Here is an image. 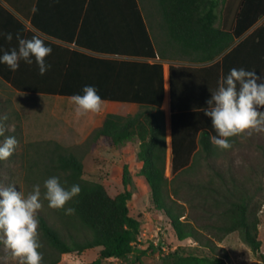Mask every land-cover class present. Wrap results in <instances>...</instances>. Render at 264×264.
Wrapping results in <instances>:
<instances>
[{
    "label": "trees",
    "instance_id": "1",
    "mask_svg": "<svg viewBox=\"0 0 264 264\" xmlns=\"http://www.w3.org/2000/svg\"><path fill=\"white\" fill-rule=\"evenodd\" d=\"M141 1H148L155 8L152 23L145 21L139 0H83L86 8L82 22L79 13L76 19L71 16L75 21L74 28L67 33L58 35L59 31L47 30V34L59 36L60 41L74 45V48H68L47 41V46L52 48L46 59L51 65L47 71V86L43 80H34L28 75L44 77L39 74L35 60L31 67L36 68V72L16 73L5 80L19 93L51 97L83 95L85 86H94L104 102L141 107L133 116L107 114L102 125L92 132L91 140H104L114 146L136 141L141 162L137 175L149 191L153 208L169 221L178 241L191 240L209 254L199 256L178 248L163 256L162 264H226L225 257L215 254L216 243L233 232H238L242 242L257 254L261 249L259 221L251 210L253 197L249 191L243 186L232 189L225 186V191L221 192L212 177L200 184H193L188 177L217 152L218 148L210 142L209 130L198 134V150L193 152L184 145L187 137L181 135L176 125L173 127L171 164L181 163L182 167L172 180L165 176L167 145L161 109L163 61H169L171 116L176 114L175 118L181 119L184 112L207 109V100L218 89L221 80L217 59L234 40L231 33L216 27L220 0ZM98 3H101V10L94 13L93 4ZM109 4L117 7L111 8ZM155 15L167 37L166 46L160 53L151 32ZM32 25L38 27L36 19ZM102 55L117 58H103ZM179 56L188 58L192 64L171 62ZM157 58L159 61L151 64L141 61ZM173 135L176 138L173 139ZM174 154L179 155L176 162ZM48 168L55 172L53 177L57 175L66 189L78 184L81 192L66 205L75 209L73 215L54 210L58 226L50 225L39 214L40 238L48 249L47 252L39 250L43 253L42 264H57L61 255L82 254L95 248H100L98 257L88 264H102L109 259L142 264L141 258L147 251L137 247L141 222L129 214L128 202L132 193L128 190L131 184L128 166L122 168L123 192L115 197H110L102 184L84 179L85 167L71 153L54 150ZM217 178L222 180L220 175ZM176 182L186 187L188 197L183 201L176 198L178 190L166 193ZM195 199L197 203H193ZM184 204L191 210H198L206 223L197 224L198 220L188 219ZM205 230L212 234L204 235ZM148 249L152 253L161 252L152 244ZM55 253L58 256H53Z\"/></svg>",
    "mask_w": 264,
    "mask_h": 264
},
{
    "label": "rangeland",
    "instance_id": "2",
    "mask_svg": "<svg viewBox=\"0 0 264 264\" xmlns=\"http://www.w3.org/2000/svg\"><path fill=\"white\" fill-rule=\"evenodd\" d=\"M139 3L147 23H152L155 8L148 1L139 0ZM156 19L159 18L155 15ZM157 20L151 32L157 52L160 53L166 46L167 37ZM171 62L192 64L183 56L174 57ZM107 103L104 102L99 113L77 115L76 106L69 98L20 94L0 80V114L7 115L6 124L15 128L14 132L8 131L5 135L15 136L19 142L13 156L0 164V184L15 185L17 190L25 194L31 192L35 185H40L43 197L44 181L55 174L52 169H47L49 158L54 150H58L75 155L85 167L84 179L102 184L108 195L115 197L123 192L122 168L127 165L131 177L128 190L132 193V198L128 202L129 214L141 222L142 238L137 247L147 251L141 258L142 264H162V257L178 248L199 256H208V252L193 241H178L169 221L153 208L149 191L144 181L137 175L141 162L137 156L136 141L123 146H114L104 140H91L92 132L99 128L104 120ZM174 134L176 135L175 131ZM175 135L173 139L176 138ZM173 143L176 145V140H173ZM232 143L231 150L217 149L213 157L202 162L200 170L190 173L188 177L193 184L207 182L212 177L221 188V192L225 191V186L229 189L243 186L249 191L253 197L251 210L259 221L258 238L261 241L259 253L254 254L242 242L239 233L233 232L222 242L216 243L218 248L215 254L225 257L226 264H263L264 133L236 137L233 138ZM166 144L165 176L172 180L175 174L170 170L172 161L169 139L166 140ZM174 156L176 162L179 155L174 154ZM218 175L222 180L217 178ZM172 189L178 190L176 198L180 201L188 197L185 186L177 182L173 183L166 193ZM197 202L198 200L195 199L193 203ZM43 203L44 207L39 214H42L50 225L58 226L54 209L48 207L46 200ZM184 206L188 219L198 220L197 224L206 223L205 219L200 217L201 213L198 210H191L186 204ZM203 233L207 236L212 234L206 230ZM40 242L42 252H47V244L41 238ZM150 244L154 248H159L160 254L152 253L148 249ZM99 251L100 248H95L82 254L61 255L57 264H88L97 259ZM53 256L58 255L55 253ZM0 264H16L10 252L2 244H0ZM102 264H128V260L109 259L102 261Z\"/></svg>",
    "mask_w": 264,
    "mask_h": 264
},
{
    "label": "clouds",
    "instance_id": "3",
    "mask_svg": "<svg viewBox=\"0 0 264 264\" xmlns=\"http://www.w3.org/2000/svg\"><path fill=\"white\" fill-rule=\"evenodd\" d=\"M35 11V9H34ZM0 36L11 42L12 33L0 32ZM18 46L4 51L0 63L15 72L23 61L28 65L35 63L39 74L45 75L51 68L46 59L52 53L39 35L24 38L16 33ZM83 95L73 94L69 97L76 108L77 115L89 112L99 113L104 100L94 86H85ZM204 114L211 119V126L217 135L210 137V142L220 150L233 148L232 140L236 137L251 136L253 133H264V77L254 71L243 68H232L229 74L219 81L218 89L211 93L207 100ZM7 115L0 114V161L9 160L18 147L15 136H6L15 128L7 125ZM45 192L41 193L40 185L25 194L17 190L15 185L0 184V244L11 255L16 264H42L43 253L39 233V212L46 200L48 207L73 215L75 209L66 205L78 196L81 188L74 184L66 189L59 178L51 177L44 181Z\"/></svg>",
    "mask_w": 264,
    "mask_h": 264
},
{
    "label": "crops",
    "instance_id": "4",
    "mask_svg": "<svg viewBox=\"0 0 264 264\" xmlns=\"http://www.w3.org/2000/svg\"><path fill=\"white\" fill-rule=\"evenodd\" d=\"M99 6H101V3L93 4L92 11L98 13L101 10ZM110 7L115 8L117 6L114 4ZM85 8L86 4L84 5L83 0H0V32L12 33L13 35L11 42L0 36V56L3 55L4 51H9L18 46L16 40V33L18 32L24 38H31V36H28L29 34L39 35L46 45L48 41L59 46L74 48L73 44L60 41L59 36L47 34V30L59 31L60 34L58 35L64 32L67 33V31L74 28L73 15L76 19V16L81 13L80 22H82ZM216 15V27L234 36L231 46L217 59L220 64L221 79L225 78L232 68L254 71L257 75L264 77V0H220ZM35 19L38 27L32 25ZM79 28L80 26L77 27V32ZM80 51L93 54L83 49H80ZM101 57L117 58L106 55ZM141 61L151 64L158 62L159 58ZM31 65L21 61L19 69L12 72L6 65L0 63V80L11 88L10 83L5 78H13L16 73L21 74L32 70L36 72V68L33 69ZM168 65L169 61H163V100L161 109L164 116L166 140H171L172 129L176 125L180 129L181 135L187 137L184 145H187L188 149L190 148L189 151L193 149V152H195L198 150V134L202 130H209L211 136L217 135V133L211 126V119L204 114V111L184 112L181 119H176V114L171 116ZM28 75L31 79L43 80L42 82L47 86V73L44 77L34 76L32 73ZM139 110H141V107L137 104L108 102L105 108V116L115 114L128 117L133 116ZM121 111L122 113H120ZM181 167V163H174L171 164L170 170L176 175L180 172Z\"/></svg>",
    "mask_w": 264,
    "mask_h": 264
},
{
    "label": "built area",
    "instance_id": "5",
    "mask_svg": "<svg viewBox=\"0 0 264 264\" xmlns=\"http://www.w3.org/2000/svg\"><path fill=\"white\" fill-rule=\"evenodd\" d=\"M141 238H142V235H141V233H140V235H139V237H138V242L141 241Z\"/></svg>",
    "mask_w": 264,
    "mask_h": 264
}]
</instances>
